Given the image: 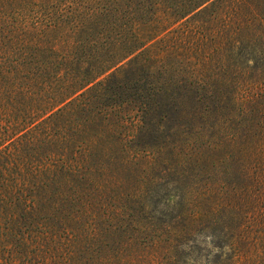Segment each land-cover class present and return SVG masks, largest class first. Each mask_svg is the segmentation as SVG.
I'll use <instances>...</instances> for the list:
<instances>
[{"label":"trees","instance_id":"1","mask_svg":"<svg viewBox=\"0 0 264 264\" xmlns=\"http://www.w3.org/2000/svg\"><path fill=\"white\" fill-rule=\"evenodd\" d=\"M0 264H264V0H0Z\"/></svg>","mask_w":264,"mask_h":264}]
</instances>
